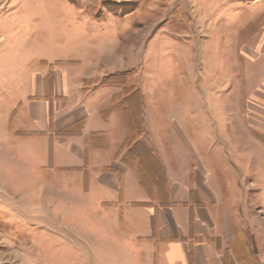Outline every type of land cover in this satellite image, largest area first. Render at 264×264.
Masks as SVG:
<instances>
[{
    "label": "rangeland",
    "instance_id": "rangeland-1",
    "mask_svg": "<svg viewBox=\"0 0 264 264\" xmlns=\"http://www.w3.org/2000/svg\"><path fill=\"white\" fill-rule=\"evenodd\" d=\"M20 65L30 89L44 75L51 99L56 75L73 100L90 91L94 101L109 98L128 81L120 98L143 115L153 153L186 175L193 192L198 165L207 179L201 189L219 200L201 207L226 209L264 261V0H0V85L19 88ZM112 117L115 140L126 128ZM7 154L0 151V183L8 181L0 201L10 205L0 207V264H152L123 233L87 241L75 225L89 218L73 211L70 223L65 189L22 207L24 169L8 173ZM198 201L193 194L194 207Z\"/></svg>",
    "mask_w": 264,
    "mask_h": 264
},
{
    "label": "crops",
    "instance_id": "crops-1",
    "mask_svg": "<svg viewBox=\"0 0 264 264\" xmlns=\"http://www.w3.org/2000/svg\"><path fill=\"white\" fill-rule=\"evenodd\" d=\"M26 66L18 69L19 88L9 81L0 85V151L10 153L6 158L9 167H5L8 173L24 169L23 177L19 176L22 207L34 201L40 205L46 191L59 195L65 189L70 223L76 219L73 211L83 210L89 218L83 225H75L77 231L86 233L87 241L93 233L106 241L112 231L123 233L134 247L144 246L148 251L145 259L152 264H264L252 255L251 242L242 231L228 222L226 209L205 211L201 207L199 202L219 200L214 191L201 189L207 179L198 165L193 192L186 175L178 176L172 163L154 154L160 161L154 164L166 177L164 197L154 185L157 179L152 182L150 177L152 163L124 160L131 146L126 144L130 128L125 111L107 113L113 96L94 101L91 95L95 91H90L73 100L68 83L62 87L56 75L53 98H46L44 75L38 74L30 89ZM115 113L121 116L126 133L113 140L109 126ZM148 132L144 130L142 140L153 150L152 139H145L151 136ZM7 187L8 181L2 180L0 193H7ZM193 194L199 199L198 207L191 202ZM0 207L10 209L7 202L0 201ZM41 215L44 212L38 208L36 216ZM132 255L140 262L139 252ZM32 262L37 264L36 259Z\"/></svg>",
    "mask_w": 264,
    "mask_h": 264
},
{
    "label": "trees",
    "instance_id": "trees-1",
    "mask_svg": "<svg viewBox=\"0 0 264 264\" xmlns=\"http://www.w3.org/2000/svg\"><path fill=\"white\" fill-rule=\"evenodd\" d=\"M129 83L126 81L125 83L123 82V86H121L122 90L120 93H117L113 96L112 101L110 103V106L107 110V113H111L115 110H122L126 112L127 115V122L130 128V136L128 140L126 141V144H130V150L128 151L127 154L124 155V160L128 163H133L140 159L141 163H145L146 159L145 158H151L154 160L155 163H159L157 158L155 157L153 151L148 148L146 143L142 140V135L144 133V127H143V115H141V112H138V116L135 117L131 111L132 107L129 104V102L125 99L126 96L123 95V98H120V94H124V86ZM116 85V84H114ZM103 87L106 86H113V84H103ZM135 89L130 91L128 94L132 96V98H135ZM128 95V97L130 96ZM121 101V105L119 103ZM133 110V109H132ZM139 110V109H138ZM127 146V145H126ZM149 160V159H148ZM150 161V160H149ZM147 173V172H146ZM144 174H142V177ZM145 176H149V173L145 174ZM154 176V177H153ZM152 177V182L154 179H157V183H155V186H159L160 191L163 193L164 192V197L167 195V190H166V177L164 174H161L159 171V176L157 174L150 176ZM144 178V177H143ZM165 182V184L163 183ZM145 183V182H144ZM153 185V183H152Z\"/></svg>",
    "mask_w": 264,
    "mask_h": 264
}]
</instances>
